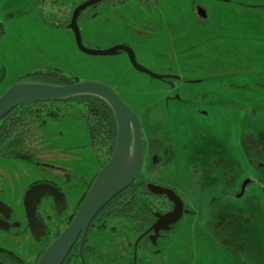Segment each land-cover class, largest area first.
Segmentation results:
<instances>
[{
  "label": "rangeland",
  "instance_id": "rangeland-1",
  "mask_svg": "<svg viewBox=\"0 0 264 264\" xmlns=\"http://www.w3.org/2000/svg\"><path fill=\"white\" fill-rule=\"evenodd\" d=\"M84 1L0 0V94L26 81L27 74L46 69L106 84L137 115L147 145L171 149L160 169L143 172L169 186L178 178L182 191L193 189L187 181L202 158L231 162L235 188L246 176L253 179L243 194L207 199L184 191L193 213L179 219L160 253L148 257V251L138 249L137 262L264 264V170L255 165H264V0H125L81 13L77 23L86 47L127 44L148 70L180 76L174 86L134 69L124 51H79L67 21L71 8ZM197 5L207 12L199 22ZM54 103L58 114L42 127L32 124L21 157L0 153V200L17 212L22 213L23 195L33 180L52 181L65 194L67 208L46 209L49 234L39 250L65 227L99 169L87 127L76 116L79 105ZM217 217L221 225L212 227ZM111 225L115 232L109 227L89 231L88 244L98 250L86 254L84 263L128 264L126 243L136 234L126 221L110 219ZM220 234L225 241L217 240ZM19 236L1 234L0 246L32 264L37 244L29 234Z\"/></svg>",
  "mask_w": 264,
  "mask_h": 264
},
{
  "label": "water",
  "instance_id": "water-1",
  "mask_svg": "<svg viewBox=\"0 0 264 264\" xmlns=\"http://www.w3.org/2000/svg\"><path fill=\"white\" fill-rule=\"evenodd\" d=\"M100 0H86L72 10L68 28L72 31L78 50L88 55H114L126 52L130 64L139 72L156 79L176 78L174 75L154 73L137 63L133 50L127 44H115L106 49H91L82 43L78 27L80 12L94 6ZM201 16H206L204 9L198 8ZM94 95L104 100L111 108L116 121V140L108 160L93 177L82 201L70 221L59 231L41 251L35 264H62L72 246L79 239L80 259H83V243L88 228L98 211L115 195L128 187L139 176L142 168L141 128L137 115L119 98L116 92L106 84L96 81H76L70 84H50L37 81H20L9 85L0 94V119L16 106L31 102L59 101L76 95ZM247 183L243 182L242 188ZM148 190L156 195L167 197L173 207L165 213L155 212L153 224L155 234L159 229L166 230L176 223L187 210L183 209L182 200L173 189L155 183H147ZM50 197L58 210L65 208L64 195L54 184L40 181L26 189L23 195V208L29 230L36 234L37 225L47 231L36 215V205L41 196ZM7 206L0 201V211ZM1 213V212H0ZM1 222V220H0ZM0 228L1 225H0Z\"/></svg>",
  "mask_w": 264,
  "mask_h": 264
},
{
  "label": "flooded vegetation",
  "instance_id": "flooded-vegetation-1",
  "mask_svg": "<svg viewBox=\"0 0 264 264\" xmlns=\"http://www.w3.org/2000/svg\"><path fill=\"white\" fill-rule=\"evenodd\" d=\"M124 1L125 0H100L94 6H89V7L95 9L98 5H103L104 8H107L108 6H114L115 4L122 3ZM77 5L78 4H75L71 8V10L69 12L70 16H71L72 10ZM198 8L204 9L205 14H206L205 17L201 16L198 13V11H197ZM82 12H80L79 16L81 15ZM195 12L198 16L196 18V22L205 20L207 18V12L202 5H197L195 7ZM96 14H97V12H96ZM70 16H69V19H70ZM0 25H1V22H0ZM177 78H180V76H177L176 78H168V81L172 86H174L173 80L177 79ZM191 81H198V80H191ZM139 123H140V121H139ZM140 128H141V126H140ZM142 137L143 136H142V132H141L142 168H141V172L137 178H139V181H142V182L144 181V184H143L144 189L142 190V192L144 193L143 196L146 197L147 199L146 200L141 199L138 203L137 210L132 212V213L128 212L124 216L111 217V218H108L104 221L96 222V223H94V226H92L90 229L88 228L87 236L85 238V241L83 243V248H82L83 259H84V256L86 254H94V253H97V250H98V248H95L94 246L88 244V239H89L88 234H89V231L91 229L107 230L109 227V230L111 232H115L116 227L114 225L107 226L108 220H110V219H113V220L114 219H120V220L128 222L130 224L133 232H135V234H136L132 241L126 243L125 250H127V251L125 252V255L131 257L129 259L128 264H140V262H137L138 249H140L141 251H143V250L148 251L147 252L148 257H150L153 254L160 253L163 250V248H161V245L168 240L169 234L172 233L173 229H175V227H176L175 225L177 224V222L179 220L176 223L169 225V228H167L166 230L159 229L158 233L155 234L154 229H153V224L156 221V216L154 215V213L155 212L165 213L167 211H170L173 207V203L167 197H165L163 195H156V194L151 193L147 188L148 182L155 183V184L173 189L174 192L176 193V195L182 200L183 209L187 210L186 212H184L182 214V216H183L185 213H193V210L188 205V201L186 200V195L184 194V191L187 193L189 191L192 193L197 192L198 194L202 195L203 197H207V199H210V197H216L219 194H226V195H232L233 197H239L240 195L243 194L247 184H249L253 181V179H251V177L246 176V178L243 182L247 181V183L244 185V187L242 188V184H243L242 183L239 187L235 188L234 187V180L236 179V167H235V165L232 164L231 162H225V160L219 159L218 157L217 158L216 157L215 158L207 157V158H202V161H197L198 163H196V168H194V170L198 171V173H195L196 171H191V174L188 178L187 183L189 185H192L193 189H188V190L184 189V191H182L179 187L178 178H175V181H174L175 184L173 186H169L167 184L160 183L159 181L154 180L152 178L153 175L149 174L148 176H146L147 173L145 174L143 172V170L154 171L156 169H160L162 167L161 166L162 162L166 161L171 156V154H172L171 149L169 147H166V146L157 147V145H152V143L148 146L147 142H145ZM89 140H90V138H89ZM246 144H245V149H248V146H246ZM90 145L93 148L91 140H90ZM16 146H18L17 148L20 147L19 151L23 152L22 151V149L24 147L23 142L17 143ZM247 160H248V158H247ZM97 162H98L99 168H100L102 166V164L98 160H97ZM211 162H213L214 166H212L210 164ZM255 165H258V167H260V168H262V170H264V165L261 164L259 161H256ZM96 173L97 172H95L92 175V177L90 178V180L86 183L85 189L87 187V184L90 181H92V179ZM40 181H47V182H50V183L56 185L52 181H48V180H44V179H38V180L31 181L28 184L27 189L31 185H33L37 182H40ZM228 187L230 189L234 190V191H232L234 193L231 194V192H229L227 190ZM84 192H85V190H84ZM63 195H64V201H65V208H67V199H66L64 193H63ZM262 195L264 196V194H262ZM43 200H45L46 202ZM0 201L3 202L7 206L6 208H2L0 211L1 212L0 213V220H1L0 225L2 227V228H0V236H1V234H3V235L5 234V235L10 236L11 238H16L19 235H20L19 237H21L22 235L29 234L37 244V250L35 251V254L32 255V264H35L36 259L38 258L39 254L42 251V250H39L40 248H42L41 242L43 241L44 236L46 234H49V229L45 223L44 218L49 217V215L46 213L47 208L54 207L56 209L55 205L53 204V201L51 200L50 197H47L46 195L41 196L40 200L38 201V203L36 205V215H37L38 219H40V221L43 223V225L45 226L47 231L44 232V230L41 229L37 225V227L35 228L36 234H33L29 230L28 224H27L26 219H25L23 205H22L23 211H22V213H19L16 210H14V208H12L10 205H8L4 201H2V199ZM147 202H149V203H147ZM75 207H76V205H75ZM75 207L73 208V211H74ZM220 221L221 220H219V217H217L216 220L214 218V220L211 221L209 224L212 227H213V224H215V225L220 224L221 225ZM102 224H104V226H101ZM217 236H218V234H217ZM220 239L225 241L226 236L220 234L217 240H220ZM78 241H79V239L76 240V242L74 243L72 248L73 247L75 248V244L78 243ZM119 245H121V247H122L123 244L119 242ZM70 258H71V260L69 261L68 264H76V263L82 264L81 259H80L79 243H78V253L76 254L73 251ZM29 263L30 262H27L23 257L19 256L13 250H10V249H7L3 246H0V264H29ZM84 264H86V263H84Z\"/></svg>",
  "mask_w": 264,
  "mask_h": 264
},
{
  "label": "trees",
  "instance_id": "trees-1",
  "mask_svg": "<svg viewBox=\"0 0 264 264\" xmlns=\"http://www.w3.org/2000/svg\"><path fill=\"white\" fill-rule=\"evenodd\" d=\"M1 34L2 29L0 25ZM25 80L59 85L77 81L75 77L65 74L58 69L35 71L27 74ZM54 102H60L63 103L62 105L70 107H73L75 104L79 105L76 116L85 123L89 138L92 141L93 150L97 155V160L103 165L114 149L116 121L111 108L104 100L88 94L76 95L59 101L31 102L13 108L0 119V153L3 151L1 154L5 157H21L23 152L19 151L20 147L17 148V143L23 142L24 147H27V144L30 142L29 140L26 142V139L31 132L32 124L35 123V126L42 127L47 118H54L58 114L59 107ZM90 183L91 181L87 184L85 192L77 202L74 211L68 215L65 224L72 218ZM143 184L144 181H139V178H137L128 187L115 195L98 211L90 223L89 229L96 222L104 221L111 217L124 216L128 212L132 213L136 211L139 201L147 199L143 196ZM101 226H104V224ZM72 250L76 254L78 253V243L75 244V248H71L62 264L69 263L73 253Z\"/></svg>",
  "mask_w": 264,
  "mask_h": 264
},
{
  "label": "crops",
  "instance_id": "crops-1",
  "mask_svg": "<svg viewBox=\"0 0 264 264\" xmlns=\"http://www.w3.org/2000/svg\"><path fill=\"white\" fill-rule=\"evenodd\" d=\"M111 10H113V9H111ZM116 13V12H115ZM87 42V41H86ZM117 42H119V41H117ZM88 43H86V45H87ZM88 46V45H87ZM94 47H96V48H104V47H107V46H98V45H93ZM78 49V48H77ZM80 51V50H79ZM84 192V191H83ZM82 196V195H81ZM71 214V213H70ZM69 215V214H68ZM67 215V216H68Z\"/></svg>",
  "mask_w": 264,
  "mask_h": 264
}]
</instances>
